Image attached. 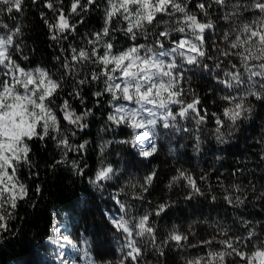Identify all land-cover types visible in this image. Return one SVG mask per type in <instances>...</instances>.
I'll use <instances>...</instances> for the list:
<instances>
[{"label":"trees","instance_id":"16d2710c","mask_svg":"<svg viewBox=\"0 0 264 264\" xmlns=\"http://www.w3.org/2000/svg\"><path fill=\"white\" fill-rule=\"evenodd\" d=\"M205 2L207 6V0ZM53 3L57 9L61 7L59 0H53ZM71 3L72 0H63L62 5L70 23H76L81 16L84 23L77 25L74 34H66L67 39H51V35L59 34L49 31L40 13L44 12L53 24L57 22V13L44 8L43 0L37 4L24 0L22 13H0V24L8 26L7 35L16 27L22 29L21 34L15 37L21 52L14 58L20 57L18 62L23 67H43L54 78H59L63 74V58L70 59L71 56L69 44L77 49L90 47L87 40L104 26L106 0H97V4L89 6L86 12H80L78 8L79 16L70 14ZM80 3L86 5L87 0H80ZM196 3L197 0H192L189 10L206 22L207 18L195 7ZM208 11L214 28L205 33V48L214 59H204L199 65L185 64L182 71L185 88L190 87L195 92L209 113L220 115L228 106L221 96L229 93L240 95L246 88L242 85L233 90L225 89L219 80L225 78L222 72L230 65L225 60L223 69L215 67L216 46L221 49L227 47L223 34L241 20L225 21L222 17L230 9H221L215 4ZM253 18L252 13L246 12L241 19L250 21ZM123 27L126 24L117 23L114 19L111 28L115 30L105 38L112 40L116 50L131 43L120 30ZM235 34L232 33L230 39ZM139 42L144 41L141 39ZM22 56H27L28 60H23ZM57 56H61L60 61ZM232 61L238 63L234 57ZM77 68L80 69L78 76L65 79L63 98H68L66 94L73 91V79L90 76L93 66L77 65ZM102 87L99 82L80 86L83 104L78 99L69 98L77 114L86 108L92 110V114L85 118L86 128L76 130L73 137L71 131L75 130L74 127L62 122V131L69 136L70 143L78 146L86 141L84 149L69 152L65 158L51 139L32 143L34 168L31 172L38 175L30 174L27 168L19 172L21 181L29 188V195L18 202L16 218L10 221L12 232L0 239V264H121L129 251L126 247L128 240L111 220L123 217L131 226L145 214H150L149 223L156 229V246L164 247L166 256L159 257L150 238L138 237L134 232L132 239L136 240L142 252L139 264H186L189 259L205 256L209 250L219 251L222 246L216 242L211 249L200 242L213 236L216 240L224 239L221 230L230 237L241 238L254 231L256 235L246 249L249 252L254 243L264 240V101L252 96L247 98L246 103H250L252 112L237 122L230 135L227 126L222 129L225 132L224 143L216 139L215 120L210 116L201 125L190 118L178 120L176 127L167 129L160 121L157 124L160 137L155 142L156 152L142 157L139 155V143L133 147L122 142L132 139V129L124 124L116 126L107 120L112 111L108 105L110 97L105 95L97 104L93 93ZM186 99L191 100V95ZM185 128L189 130L184 131ZM61 159L65 162L57 164L56 161ZM74 163L84 169V175L77 174ZM109 165L114 170L112 179L101 182L102 186L91 183L97 170ZM178 169L197 179L202 194L186 199L190 189L182 180L169 187ZM153 171L157 175L148 191L143 192L141 184ZM201 177L205 179L201 180ZM37 185L40 186L39 193ZM141 195L143 199L134 198ZM225 196H231L233 203L229 204ZM236 197L244 202L236 203ZM117 200L125 205L124 212ZM162 203L168 207L156 216L157 206ZM174 230L188 236L187 245L195 244L197 247L176 248L174 242L168 241ZM65 235L68 241L62 239ZM58 238L59 242L54 243ZM165 241H168L166 246ZM233 261L240 264L238 257H226L227 264H233ZM124 264L132 262L125 260Z\"/></svg>","mask_w":264,"mask_h":264},{"label":"snow or ice","instance_id":"6c2138e0","mask_svg":"<svg viewBox=\"0 0 264 264\" xmlns=\"http://www.w3.org/2000/svg\"><path fill=\"white\" fill-rule=\"evenodd\" d=\"M23 2L24 0H0V13H22ZM31 2L37 4L40 0ZM191 2L192 0H106L102 30L91 34V38L87 40L90 47L77 49L69 44L71 56L70 59L63 58V74L59 78H54L53 74L43 67L25 68L18 62L20 57L14 58L21 52L15 40L22 32L20 27H16L11 34L0 36V239L4 234L12 232L10 221L16 218L18 202L25 200L29 195V188L21 181L19 172L27 168L30 174L38 175L31 172L34 168L31 159L32 143L51 139L55 141L56 147L62 150L65 158L69 152H79L85 148L86 141L78 146L72 144L69 136L62 131V122L74 127L75 130L71 131L73 137L76 130L82 131L87 127L85 118L92 114V110L86 108L77 114L69 103V98L84 103V97L79 91L80 86L93 82L103 84L102 89L93 93V96L97 104L105 95L110 97L108 105L112 111L107 120L116 126L124 124L132 129V139L122 142L130 143L133 147L149 141L160 121L167 129L176 127L178 120L190 118L194 119L197 125H201L209 116L215 120L216 139L224 143L225 132L222 129L227 126L230 135L237 127V122L252 112L250 103H246L247 98L252 96L264 101V0H207V6L205 0H197L195 7L207 18L206 22H202L197 13L189 10ZM59 3L61 7L57 9L53 0H43L44 8L57 13L55 24L48 21L44 12L40 13L49 31L59 34L51 35L53 40L67 39L66 34H74L77 25L84 23L82 16L76 23H70L62 6L63 0H59ZM96 4L97 0H87L86 5H81L80 0H72L70 14L79 16L78 8L80 12H86L89 6ZM213 4L221 9H230L222 17L225 21L241 20L238 25L223 34L227 47L221 49L216 46L215 67L223 69L225 60L230 65V68L223 71L225 78L219 80V83L229 90L246 85L243 94L229 93L221 96V100L226 101L228 106L223 108L220 115L209 113L203 108L195 92L190 87L185 88V76L182 71L185 64L199 65L204 59H214L205 48L206 30L214 28L208 11ZM246 12L252 13L254 18L250 21L242 20ZM114 19L117 23L126 24V27L120 30L131 42L121 50H116V45L111 39L105 40L115 30L111 28ZM172 21L175 23H171ZM232 33L236 34L230 39ZM141 39L143 43L139 42ZM63 51L64 49H61V52ZM233 57L238 63H233ZM22 59L28 60V57L22 56ZM56 59L60 61L61 56ZM77 65H92L93 68L90 76L73 79V91L66 94L68 98H63L65 79L80 74ZM203 66L208 67L207 64ZM189 95L191 100L186 99ZM58 100L62 102L57 103ZM139 130H143L142 133ZM155 152L153 143L150 150H141L139 155L149 157ZM64 162V159L56 161L57 164ZM73 168L77 174L84 175V169L75 163ZM177 173L171 178L169 187L182 180L190 189L186 199L202 194L193 175L180 169ZM113 174L114 170L110 165L102 166L95 173L91 183L102 186L101 182L111 180ZM156 175L153 171L144 178V183L141 184L143 192L148 191V186L152 185ZM36 191L40 192L39 185ZM134 198L143 199V196ZM225 200L229 204L233 203L231 196H225ZM235 202L240 204L244 201L236 197ZM117 203L124 212L125 205L119 200ZM167 207V204H159L155 215L159 216ZM149 220L150 214L143 215L131 226L123 217L111 220L113 226L125 233L128 240L126 247L129 251L121 264H124L125 260L139 264L142 252L136 240L132 239L134 232L138 237H149L159 257L166 256L164 247L156 246V229L150 225ZM56 231L59 232V229ZM221 234L224 239L216 240L213 236L200 242L209 249L216 242L222 246L221 250H209L205 256L189 259L186 264H227L226 257H238L240 264H264V240L254 243L250 252L246 250L248 242L256 235L254 231H249L245 238L230 237L223 230ZM62 239L68 241L66 235ZM168 241L174 242L178 249L186 246L197 247L195 244L187 245L188 236L176 230L169 234ZM168 241H165V246ZM53 242L58 243L59 238ZM233 264L237 262L233 261Z\"/></svg>","mask_w":264,"mask_h":264},{"label":"rangeland","instance_id":"374dc122","mask_svg":"<svg viewBox=\"0 0 264 264\" xmlns=\"http://www.w3.org/2000/svg\"><path fill=\"white\" fill-rule=\"evenodd\" d=\"M207 31V30H206ZM7 35V28L3 27V24H0V36H6ZM230 68V67H228ZM227 68V69H228ZM224 71V70H223ZM223 73V72H222ZM158 124V123H157ZM143 130H141L142 133ZM160 137V132H157V125L155 126L154 129V136L150 138L149 141H146L143 145L139 147V151L141 150H150L152 144L156 142Z\"/></svg>","mask_w":264,"mask_h":264}]
</instances>
